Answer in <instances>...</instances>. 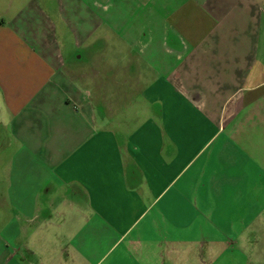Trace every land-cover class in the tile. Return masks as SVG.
<instances>
[{"label": "crops", "instance_id": "0c3cea01", "mask_svg": "<svg viewBox=\"0 0 264 264\" xmlns=\"http://www.w3.org/2000/svg\"><path fill=\"white\" fill-rule=\"evenodd\" d=\"M0 97V264H264V0H0Z\"/></svg>", "mask_w": 264, "mask_h": 264}, {"label": "clouds", "instance_id": "9594fccd", "mask_svg": "<svg viewBox=\"0 0 264 264\" xmlns=\"http://www.w3.org/2000/svg\"><path fill=\"white\" fill-rule=\"evenodd\" d=\"M0 99H2V97H0Z\"/></svg>", "mask_w": 264, "mask_h": 264}, {"label": "rangeland", "instance_id": "374dc122", "mask_svg": "<svg viewBox=\"0 0 264 264\" xmlns=\"http://www.w3.org/2000/svg\"><path fill=\"white\" fill-rule=\"evenodd\" d=\"M112 85V84H111Z\"/></svg>", "mask_w": 264, "mask_h": 264}]
</instances>
